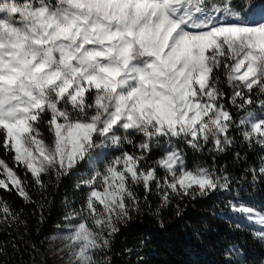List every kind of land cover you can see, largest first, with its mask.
I'll return each mask as SVG.
<instances>
[{
    "label": "snow or ice",
    "instance_id": "1",
    "mask_svg": "<svg viewBox=\"0 0 264 264\" xmlns=\"http://www.w3.org/2000/svg\"><path fill=\"white\" fill-rule=\"evenodd\" d=\"M238 140L261 150L242 179L264 180V0H0V149L11 160L0 158V191L31 204L30 185L43 195L81 173L80 208L64 216L70 264H110L141 211L137 187L146 203L155 189L157 215L174 199L232 192L239 181L215 161ZM185 149L213 163L189 167ZM226 207L264 243V210L239 196ZM19 222L0 198V224ZM242 255L227 247L225 264Z\"/></svg>",
    "mask_w": 264,
    "mask_h": 264
},
{
    "label": "trees",
    "instance_id": "2",
    "mask_svg": "<svg viewBox=\"0 0 264 264\" xmlns=\"http://www.w3.org/2000/svg\"><path fill=\"white\" fill-rule=\"evenodd\" d=\"M128 151H133L131 147ZM187 152L188 165L213 163L211 154ZM247 159H236L234 153ZM259 148L249 151L238 140L227 154L216 157L219 167L227 168L239 181L232 184L230 193H216L207 198L174 199L157 215L160 199L155 191L148 195L137 187L141 211L133 213L132 219L121 226L112 248L106 253L110 264H225L224 252L237 245L243 255L236 257L246 264H264V243L249 234L252 225L226 207L227 201L239 196L247 203L264 210V180L254 183L250 177L242 179L247 168L258 164ZM156 152L152 153L155 157ZM0 158L11 160L0 149ZM81 173L65 177L56 186L52 183L41 195L35 186H29L34 203H25L16 193L0 191V198L19 214L20 222L0 224V264H50L43 253L46 238L67 224L66 211L80 208L84 190H76ZM45 181L48 178L45 177ZM179 205V215H177ZM41 215L43 221L41 222ZM163 222V227L160 222ZM237 223L243 225L237 228ZM131 249V251H129Z\"/></svg>",
    "mask_w": 264,
    "mask_h": 264
},
{
    "label": "rangeland",
    "instance_id": "3",
    "mask_svg": "<svg viewBox=\"0 0 264 264\" xmlns=\"http://www.w3.org/2000/svg\"><path fill=\"white\" fill-rule=\"evenodd\" d=\"M191 167L192 165H188ZM66 226L57 229L51 235H49L44 244L43 253L47 257L50 264H70L67 258V251L64 249L63 235L66 232ZM262 249L264 247L262 246ZM264 254V251H263ZM239 264H246L238 260ZM237 262V261H236Z\"/></svg>",
    "mask_w": 264,
    "mask_h": 264
}]
</instances>
